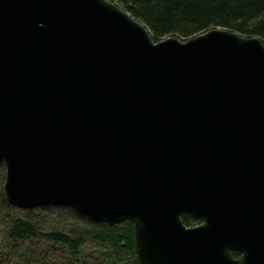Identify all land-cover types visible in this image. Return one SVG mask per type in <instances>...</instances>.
<instances>
[{
  "label": "water",
  "instance_id": "water-1",
  "mask_svg": "<svg viewBox=\"0 0 264 264\" xmlns=\"http://www.w3.org/2000/svg\"><path fill=\"white\" fill-rule=\"evenodd\" d=\"M0 164L18 209L132 222L141 264H264V41L0 0Z\"/></svg>",
  "mask_w": 264,
  "mask_h": 264
},
{
  "label": "trees",
  "instance_id": "trees-1",
  "mask_svg": "<svg viewBox=\"0 0 264 264\" xmlns=\"http://www.w3.org/2000/svg\"><path fill=\"white\" fill-rule=\"evenodd\" d=\"M109 1L143 23L156 42L169 37L185 41L213 28L264 41V0ZM5 180L3 168L1 185ZM0 220V264H141L129 221L109 226L58 207L25 211L6 201L2 186ZM182 221L188 227L202 223L192 213ZM88 246L93 248L89 252Z\"/></svg>",
  "mask_w": 264,
  "mask_h": 264
},
{
  "label": "rangeland",
  "instance_id": "rangeland-1",
  "mask_svg": "<svg viewBox=\"0 0 264 264\" xmlns=\"http://www.w3.org/2000/svg\"><path fill=\"white\" fill-rule=\"evenodd\" d=\"M0 165L4 168V170H5V174H6V167H5V165H4V164H0ZM2 167H0V171H2V169H3ZM4 184H5V181H4V183H3L2 185H1V182H0V188H1V186H2V189H3V190H4V188H3V187H4ZM36 209H37V208H36ZM61 209H64V208H61ZM22 210H24V209H22ZM32 210H33V209H32ZM25 211H26V210H25ZM0 223H1V220H0ZM1 229H3V227L0 225V230H1ZM87 248H88V250H87L88 252H89L91 249H93L92 246H88Z\"/></svg>",
  "mask_w": 264,
  "mask_h": 264
}]
</instances>
